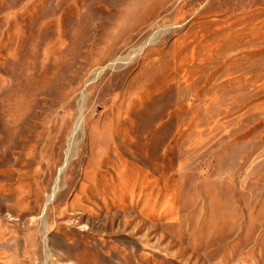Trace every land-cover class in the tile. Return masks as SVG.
<instances>
[{
	"label": "rangeland",
	"instance_id": "obj_1",
	"mask_svg": "<svg viewBox=\"0 0 264 264\" xmlns=\"http://www.w3.org/2000/svg\"><path fill=\"white\" fill-rule=\"evenodd\" d=\"M0 264H264V0H0Z\"/></svg>",
	"mask_w": 264,
	"mask_h": 264
},
{
	"label": "bare ground",
	"instance_id": "obj_2",
	"mask_svg": "<svg viewBox=\"0 0 264 264\" xmlns=\"http://www.w3.org/2000/svg\"><path fill=\"white\" fill-rule=\"evenodd\" d=\"M48 200H50V199H48Z\"/></svg>",
	"mask_w": 264,
	"mask_h": 264
}]
</instances>
